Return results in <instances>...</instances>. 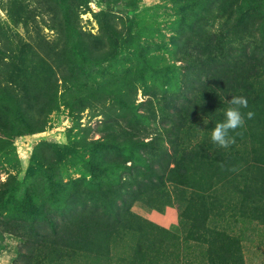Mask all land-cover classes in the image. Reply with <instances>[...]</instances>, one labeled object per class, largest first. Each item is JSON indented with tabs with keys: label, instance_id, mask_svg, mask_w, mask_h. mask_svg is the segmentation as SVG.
Listing matches in <instances>:
<instances>
[{
	"label": "rangeland",
	"instance_id": "obj_1",
	"mask_svg": "<svg viewBox=\"0 0 264 264\" xmlns=\"http://www.w3.org/2000/svg\"><path fill=\"white\" fill-rule=\"evenodd\" d=\"M231 9L264 35V0H0V264H126L88 242L99 198L180 231L175 194L223 119L178 89H202L194 62ZM247 232L264 264V223Z\"/></svg>",
	"mask_w": 264,
	"mask_h": 264
},
{
	"label": "trees",
	"instance_id": "obj_2",
	"mask_svg": "<svg viewBox=\"0 0 264 264\" xmlns=\"http://www.w3.org/2000/svg\"><path fill=\"white\" fill-rule=\"evenodd\" d=\"M237 14L231 9L223 27L208 34L204 59L194 62L200 69L195 74L202 89H196L190 97L187 86L179 87L178 94L184 99L183 107L187 102L196 106L203 94L223 120L229 99L244 96L248 107L241 111H252L255 116L246 118L245 126L236 130L242 135L230 133L236 140L230 148L214 145L211 150L214 146L210 144L211 149L208 146L206 154L200 156L213 164L195 167L189 184L180 183L192 190L185 198L175 194L179 232L141 221L131 211L132 202L124 212L116 211L113 216L109 208L97 212L105 203L103 198L93 202L92 215L98 226L93 231L94 240L88 242L99 245L104 241L108 250L117 244L127 246V252L119 253L126 264H254L247 230L255 220L264 223V35L257 37V30ZM187 63L184 61V66L189 67ZM194 161L187 164L192 166ZM216 161L219 164L215 169ZM178 165L174 163L169 173H176ZM165 176L162 174V179ZM128 246H135L134 250Z\"/></svg>",
	"mask_w": 264,
	"mask_h": 264
},
{
	"label": "clouds",
	"instance_id": "obj_3",
	"mask_svg": "<svg viewBox=\"0 0 264 264\" xmlns=\"http://www.w3.org/2000/svg\"><path fill=\"white\" fill-rule=\"evenodd\" d=\"M229 107L225 111V119L215 125L211 132V140L214 144L218 145L220 148L228 149L231 145L235 144V136L230 133L236 132L237 129L243 128L247 119H252L255 113L248 111L243 113L242 108L248 107L247 98L244 96H232L229 99ZM207 124V121H204ZM236 135H242L240 132H236ZM222 168L223 164L220 165ZM235 171L236 169H230Z\"/></svg>",
	"mask_w": 264,
	"mask_h": 264
}]
</instances>
